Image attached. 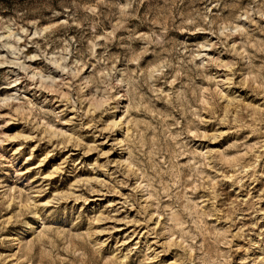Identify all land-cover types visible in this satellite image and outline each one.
<instances>
[{"label": "rangeland", "instance_id": "rangeland-1", "mask_svg": "<svg viewBox=\"0 0 264 264\" xmlns=\"http://www.w3.org/2000/svg\"><path fill=\"white\" fill-rule=\"evenodd\" d=\"M0 264H264V0H0Z\"/></svg>", "mask_w": 264, "mask_h": 264}]
</instances>
